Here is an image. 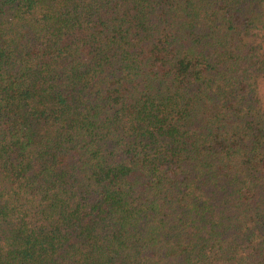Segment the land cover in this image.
<instances>
[{
  "label": "trees",
  "instance_id": "16d2710c",
  "mask_svg": "<svg viewBox=\"0 0 264 264\" xmlns=\"http://www.w3.org/2000/svg\"><path fill=\"white\" fill-rule=\"evenodd\" d=\"M0 264H264V0H0Z\"/></svg>",
  "mask_w": 264,
  "mask_h": 264
}]
</instances>
